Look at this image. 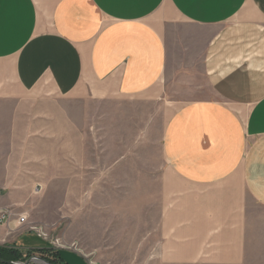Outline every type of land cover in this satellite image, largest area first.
Instances as JSON below:
<instances>
[{
	"label": "crops",
	"instance_id": "0c3cea01",
	"mask_svg": "<svg viewBox=\"0 0 264 264\" xmlns=\"http://www.w3.org/2000/svg\"><path fill=\"white\" fill-rule=\"evenodd\" d=\"M175 24L192 26L197 40L198 59L183 72L197 61L203 80L192 87L201 97L181 103L164 127L162 154L184 187L166 183L177 195L167 191L152 209V234L167 260L264 264V0H0V126H11L14 106L19 115L42 106L37 125L66 98L160 93L162 31ZM30 149L26 159L40 157ZM242 194L262 213L249 215ZM16 200L0 196V210L12 213L0 220V246L40 256L48 242L28 216L20 225ZM59 256L90 264L77 250Z\"/></svg>",
	"mask_w": 264,
	"mask_h": 264
},
{
	"label": "rangeland",
	"instance_id": "374dc122",
	"mask_svg": "<svg viewBox=\"0 0 264 264\" xmlns=\"http://www.w3.org/2000/svg\"><path fill=\"white\" fill-rule=\"evenodd\" d=\"M166 26L175 29L162 31L168 67L160 93L66 98L47 106L37 125L33 116L42 106L21 115L14 106L11 126H0V196L17 199L15 212L28 216L30 229L43 232L50 248L77 250L90 264H210L163 258L164 240L157 228L152 234V209H161L168 192L177 195L166 183L184 187L164 160V127L181 103L199 96L192 87L203 80L197 61L194 71L182 69L198 59L192 26ZM19 118H30L31 126H20ZM26 145L40 157L26 159ZM241 197L249 215L262 213L251 197ZM57 240L63 248L52 245Z\"/></svg>",
	"mask_w": 264,
	"mask_h": 264
},
{
	"label": "trees",
	"instance_id": "16d2710c",
	"mask_svg": "<svg viewBox=\"0 0 264 264\" xmlns=\"http://www.w3.org/2000/svg\"><path fill=\"white\" fill-rule=\"evenodd\" d=\"M60 250H55L53 248H47L45 250H40V256L47 260L50 264H66L59 256ZM30 254H27L25 257H22V254L13 248L7 246H0V258L5 261H25Z\"/></svg>",
	"mask_w": 264,
	"mask_h": 264
},
{
	"label": "built area",
	"instance_id": "2783aa9c",
	"mask_svg": "<svg viewBox=\"0 0 264 264\" xmlns=\"http://www.w3.org/2000/svg\"><path fill=\"white\" fill-rule=\"evenodd\" d=\"M12 215L11 211H9L8 209L6 210H0V220H4L8 217H10ZM26 221H27V217L25 215H22V216H18V222L20 223V225H25L26 224ZM37 234L44 238L43 237V232H37ZM52 245L55 247V248H63L62 246L59 245L58 243V240L57 242L56 241H53L52 242Z\"/></svg>",
	"mask_w": 264,
	"mask_h": 264
},
{
	"label": "water",
	"instance_id": "95a60500",
	"mask_svg": "<svg viewBox=\"0 0 264 264\" xmlns=\"http://www.w3.org/2000/svg\"><path fill=\"white\" fill-rule=\"evenodd\" d=\"M0 262L4 264H50L47 260H45L41 256H31L25 261H19V262H12V261H5L2 258H0Z\"/></svg>",
	"mask_w": 264,
	"mask_h": 264
}]
</instances>
